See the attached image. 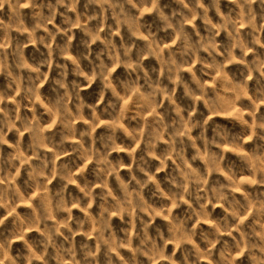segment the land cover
Masks as SVG:
<instances>
[{"label":"clouds","instance_id":"1","mask_svg":"<svg viewBox=\"0 0 264 264\" xmlns=\"http://www.w3.org/2000/svg\"><path fill=\"white\" fill-rule=\"evenodd\" d=\"M262 108L264 0H0V264H264Z\"/></svg>","mask_w":264,"mask_h":264},{"label":"rangeland","instance_id":"2","mask_svg":"<svg viewBox=\"0 0 264 264\" xmlns=\"http://www.w3.org/2000/svg\"><path fill=\"white\" fill-rule=\"evenodd\" d=\"M261 111L264 112V108H262ZM221 115L226 116V115H228V114H221ZM218 211H219V210H218ZM170 250H171V246L169 247V251H170Z\"/></svg>","mask_w":264,"mask_h":264}]
</instances>
